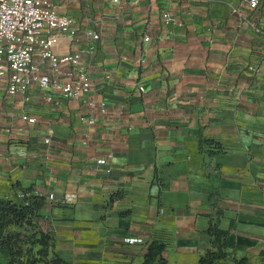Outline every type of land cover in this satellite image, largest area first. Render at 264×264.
I'll return each mask as SVG.
<instances>
[{"label": "crops", "instance_id": "obj_1", "mask_svg": "<svg viewBox=\"0 0 264 264\" xmlns=\"http://www.w3.org/2000/svg\"><path fill=\"white\" fill-rule=\"evenodd\" d=\"M57 1L101 34L85 68L108 115L90 127L85 101L51 108L36 93L23 104L0 92V200L25 189L42 197V229L65 264H143L153 240L167 264H198L218 210L224 264H264L263 23L231 15L240 0L184 1L189 13L172 31L156 12L167 0H120L122 10ZM70 49L63 41L56 52Z\"/></svg>", "mask_w": 264, "mask_h": 264}, {"label": "built area", "instance_id": "obj_2", "mask_svg": "<svg viewBox=\"0 0 264 264\" xmlns=\"http://www.w3.org/2000/svg\"><path fill=\"white\" fill-rule=\"evenodd\" d=\"M151 4L155 0H150ZM168 6L158 10L160 26L181 28L190 8L187 4L199 0H167ZM178 1V2H177ZM207 1V0H205ZM119 10L124 3L110 0ZM140 0H126L137 6ZM181 2L184 7L178 8ZM152 6V5H151ZM177 7L176 11L173 9ZM57 0H0V92L7 98L29 102L32 93L41 95L43 104L58 108L63 101H85L90 111L88 125L94 127L99 118L108 115L107 104L90 97L92 83L85 68V59L94 56L101 41V34L89 24H80L59 12ZM231 15L259 30L264 29V0H240L237 7H230ZM89 20V19H88ZM143 41L150 36L146 33ZM66 41L70 50L58 54L56 49ZM145 58L138 60V67L145 65ZM142 90V88H139ZM21 119L29 124L37 120L24 111ZM51 137L43 140L50 145ZM111 159V154H107ZM109 172V170H108ZM53 196H48L52 200Z\"/></svg>", "mask_w": 264, "mask_h": 264}, {"label": "trees", "instance_id": "obj_3", "mask_svg": "<svg viewBox=\"0 0 264 264\" xmlns=\"http://www.w3.org/2000/svg\"><path fill=\"white\" fill-rule=\"evenodd\" d=\"M42 206L43 198L32 195L29 189L23 190L17 201L0 200V250L5 252L7 264H65L53 252L50 232L37 229L30 235L26 234L28 227L35 229L36 223L43 219L40 214ZM221 213L218 210L216 217H210L205 233L210 247L199 257L198 264H224L227 258L229 232L218 228ZM10 228L20 231H10ZM35 246L39 247L36 252L33 251ZM164 249L161 241H151L147 245L143 264H167L163 257ZM234 264L250 263L246 258H240L234 260Z\"/></svg>", "mask_w": 264, "mask_h": 264}, {"label": "rangeland", "instance_id": "obj_4", "mask_svg": "<svg viewBox=\"0 0 264 264\" xmlns=\"http://www.w3.org/2000/svg\"><path fill=\"white\" fill-rule=\"evenodd\" d=\"M79 1H81V0H79ZM91 0H82V2L85 4V5H89V2H90ZM66 8H69V6H67ZM35 229H31L30 227H28V233H26L27 235H30L31 233H33V232H36V231H38V230H40V231H42V232H47V231H45V230H43L42 229V220H39L37 223H36V225H35ZM38 229V230H37ZM10 231H16V232H18V231H20V229H17V228H10L9 229ZM22 240H24V239H22ZM25 248H29L28 246H25ZM34 249H33V251L34 252H36L37 250H38V246H35V247H33Z\"/></svg>", "mask_w": 264, "mask_h": 264}]
</instances>
